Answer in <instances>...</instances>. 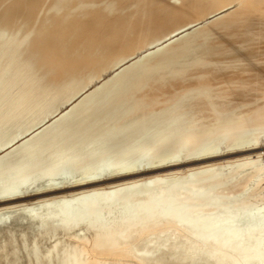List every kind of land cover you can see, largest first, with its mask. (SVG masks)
<instances>
[{"label":"bare ground","instance_id":"obj_1","mask_svg":"<svg viewBox=\"0 0 264 264\" xmlns=\"http://www.w3.org/2000/svg\"><path fill=\"white\" fill-rule=\"evenodd\" d=\"M7 80L17 101L1 118L30 112L24 132L60 111L0 155V175L41 177L0 194V264H134L166 221L191 220L187 237L221 209L264 204L251 161L191 166L264 134V0H0ZM64 166L75 178L58 179ZM72 199L78 213L52 224L26 212ZM118 204L133 207L100 217Z\"/></svg>","mask_w":264,"mask_h":264},{"label":"rangeland","instance_id":"obj_2","mask_svg":"<svg viewBox=\"0 0 264 264\" xmlns=\"http://www.w3.org/2000/svg\"><path fill=\"white\" fill-rule=\"evenodd\" d=\"M151 50H153V48H151ZM130 59L131 61L136 60V56H132L130 57ZM127 63L129 62H126L125 64ZM16 74H18L19 77H22L21 74L23 75V72L21 71ZM4 83H5V89L0 87V140H3L4 136L5 138L7 137V135L10 136L13 132H15V130L17 132L19 131L18 133L20 134H18L17 138L14 141H12L10 144L0 148V155L4 154L6 151H8L10 148H12L14 145L18 144L22 140L27 139L29 136L36 133L46 124L52 122L55 118L59 116V111H60L58 110L52 114L49 113V116L45 118L43 122L39 124H33L28 131L24 132L29 127V122H31L30 119H32L31 118L32 114L30 112H28L22 118H20L19 119L20 121H16V122H12L11 120L7 121L1 118V116H4L1 115V113L4 110L9 111L10 109L9 106L17 98L15 97V95L17 96L16 84H14L15 82L13 83V81L7 80ZM11 84L14 87H12ZM231 146L232 145L230 142L221 143L218 148H215L216 150L214 152L213 150H209L210 152L207 151L208 154H211L213 152L212 154L215 155L214 157H210L204 161L192 162L191 166L202 167L204 165H207L208 163H212V161H218L222 164H224L223 162H226L224 164L226 165L228 163H232L233 161L242 162L248 160L251 161L252 165H254V168L252 169L260 171L259 173L260 177L258 176V178L257 177L252 178L251 181L252 186L262 185L261 187H264V134H260L258 138L245 142L242 145L235 147L234 146L231 147ZM249 147H254V148L243 151H236L237 149L238 150L242 148L246 149ZM220 150H222V152ZM230 160L233 161L231 162ZM101 162H102L100 164L101 172H108L112 168L111 166L113 163L111 162L110 158L107 157L103 158ZM56 175L59 180L67 181L72 178H75L76 172H74V170L70 166H64L57 172ZM39 176L40 175L38 176L28 175L24 178L22 177L23 178L22 179L21 177L15 176L13 174L0 175V194L5 195L6 193L13 192L14 190L15 191L21 190V188H30V187H31L30 189L36 188L37 183L41 181L40 180L41 177ZM107 202H110V199H108ZM79 203L80 202L72 199V200L64 201L63 203L59 202L57 204H51L49 206H42V207L38 206L32 209H27L26 212L28 211L29 213L34 214L36 218L44 216L45 217L44 221L48 224H52L55 223V221H57V219L66 212L69 213L70 216H74L76 213H78ZM132 207L133 204H130L129 207L128 208L126 207L125 209L121 204H118L115 207L116 210H113V212H111L110 214L105 211L101 212L100 217L102 219H105L108 215L109 217L113 215L116 216L117 214L124 215L130 212ZM163 221L164 220H162L161 222ZM187 221L189 223H186ZM187 221H185L186 224H184L183 222H178L177 224H175L173 223V221L171 222L169 221V223L167 221L166 222L164 221L165 223H162V225H160L156 231L154 230L153 232L151 231L147 233L148 236L146 235L147 238L146 243H148L149 246L147 249L141 250L138 253L137 259L133 261L134 264L135 263L139 264V262L140 264H167V263L168 264L170 263L171 264L172 263L174 264H264V229L261 230V228H264V204L250 205L246 207L232 206L226 209H221L218 211L217 214L214 215V217L206 218L205 220L201 221L199 223L200 226L194 225L195 228L192 229L195 230L196 233L192 235H186L187 237H182L178 233L179 232L178 229L180 228L178 225L181 223L180 225H182V227L188 230L190 228L191 230V227L193 226L192 224L193 222L191 220H187ZM5 223L9 224L8 221H6ZM36 227H37V222L35 221L32 223V228L34 229ZM253 228L254 230H252ZM250 230L252 231V233ZM256 230H258V232H255ZM206 234L207 235L213 234V236L217 235L218 239L215 240V242L217 243L213 241V244L212 243L209 244L210 242L203 241V243L201 244L202 240L199 238L202 237L203 235L205 236ZM234 238L237 241H235ZM240 238H242V240H240ZM142 240L144 239L142 238ZM233 243L236 246V248L233 245ZM243 243L245 245H243ZM205 244L209 248L208 247L205 248ZM188 246H191L192 248ZM200 248H202V250ZM171 249L173 250V252L171 251ZM175 249L177 251H174ZM196 249L199 250L197 251ZM208 251L209 253H207ZM182 252H184L185 255ZM204 252L208 255H206ZM145 253L147 254V256ZM199 253L201 257L198 256ZM140 254L143 256H141ZM194 254H196L198 258ZM158 257L159 258L163 257L165 263H158V259H159ZM183 257L188 258V260L186 259V261H184L185 258ZM10 260L14 262L15 258L11 256ZM154 261L156 263H154Z\"/></svg>","mask_w":264,"mask_h":264}]
</instances>
